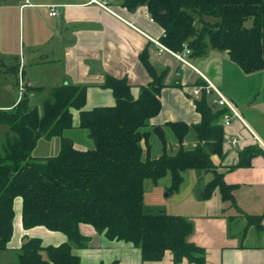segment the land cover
I'll return each instance as SVG.
<instances>
[{"label": "trees", "instance_id": "trees-1", "mask_svg": "<svg viewBox=\"0 0 264 264\" xmlns=\"http://www.w3.org/2000/svg\"><path fill=\"white\" fill-rule=\"evenodd\" d=\"M130 11L146 7L151 18L164 29L161 43L175 53L191 50V58H201L210 49L226 52L247 75L264 70V0H123ZM152 82L142 86L138 99L126 78L107 76L104 87L113 91L116 104L86 109L87 87L67 84L52 89L42 111L31 107L25 93L12 110L0 109V126L7 128L0 139V252L9 248L14 233L15 200L22 198L23 227L43 226L64 233L68 242L44 247L30 239L16 252L14 264H81L73 253L88 247L82 224L92 225L109 240L132 243L142 251L144 261H159L171 251L176 263L188 260L206 264V251L188 238L193 223L185 217L165 212L147 214L144 210L145 181L155 183L169 173V193L178 191L189 169L213 171L214 179L202 192L208 200L219 189L223 201L237 208L235 186L228 185L216 171L213 155L224 158V129L220 124L228 108L217 109L204 92L196 107L201 123L152 126L162 104L164 74H158L147 52L140 56ZM43 91L32 88V92ZM80 112V128L89 132L94 147L78 150L65 133L74 128L73 111ZM180 144L169 152L166 130ZM193 130L198 144L183 146ZM157 135L163 151L151 155L150 138ZM61 138L57 156H33L42 138ZM146 143V149L143 147ZM256 148L240 152L236 168L248 167ZM239 213L240 210H238ZM246 217L249 226L264 230L263 215ZM117 264V263H114Z\"/></svg>", "mask_w": 264, "mask_h": 264}, {"label": "crops", "instance_id": "crops-1", "mask_svg": "<svg viewBox=\"0 0 264 264\" xmlns=\"http://www.w3.org/2000/svg\"><path fill=\"white\" fill-rule=\"evenodd\" d=\"M102 1L105 8L90 0H0V109L12 110L18 105L24 95L20 91L22 84L27 86L25 92L30 99L36 94L32 88H49L52 94L57 86H86L87 110L115 106L113 91L104 87L107 76L126 78L138 99L141 87L152 82L140 58L147 52L156 72L165 76V87L160 93L162 108L151 125L184 123L192 127L202 121L196 103L204 92L214 108L223 109L214 90L202 91L198 99L193 95L195 86L206 87L211 82L239 114L229 125L225 124L226 115L223 117L220 124L224 129V158L212 156L216 171L228 185L235 186L237 208L223 201L219 189L210 199H203L202 192L215 174L189 169L174 193L168 192L170 173L156 183L147 179L144 210L147 214L165 212L190 220L194 231L188 240L205 249L206 264H264V230L249 226L242 214L263 215L264 225V70L247 75L228 53L215 49L201 58L190 57L192 66L186 65L174 54L161 52L158 43L164 29L151 18L146 7L130 11L123 6V0L122 4ZM52 9L56 16L51 15ZM73 115L74 128L67 131V137L74 141L76 149H91L90 142L78 143L69 136L81 130L80 112L74 110ZM0 131L4 136L7 128L0 126ZM166 134L169 152L173 154L180 144L172 131L167 129ZM86 136L89 137L88 131ZM234 138L238 140L236 145L232 143ZM150 144L152 157L159 158L163 151L159 137L152 135ZM197 144L192 130L183 146L191 150ZM143 147L146 149L145 142ZM247 148H256L259 154L252 157L248 167L236 168L240 152ZM14 209L13 237L9 249L0 253L15 254L26 237L41 240L44 247L68 242L64 233L43 226L26 230L22 198L15 200ZM80 230L89 238L87 248L73 244V253L81 264H194L186 259L176 263L171 251L159 261H144L141 249L132 243L109 240L92 225L82 224Z\"/></svg>", "mask_w": 264, "mask_h": 264}, {"label": "rangeland", "instance_id": "rangeland-1", "mask_svg": "<svg viewBox=\"0 0 264 264\" xmlns=\"http://www.w3.org/2000/svg\"><path fill=\"white\" fill-rule=\"evenodd\" d=\"M115 3L122 4V0H115ZM17 40L19 41V44L23 46V39L19 36V34H16ZM27 46V42H26ZM34 56L32 55V58ZM25 91L27 90V86L24 84ZM26 93V92H25ZM24 93V95H25ZM52 96L51 90L49 88L43 89V91L34 94V96L30 99L31 106L37 107L40 111H42L43 103L50 99ZM86 130L81 129L80 131H76L71 133L69 136H72L74 139L78 141V143L87 144L90 142L91 148L94 147L93 141L86 136ZM69 132H66V136H68ZM0 139L3 140V132L0 131ZM61 151V138L59 137H53L51 139L42 138L38 141V144L36 148L34 149L33 156L38 158H46V157H54L57 156ZM28 240L29 238H25L24 241ZM16 262V253L12 254L10 252L7 253H0V263L1 264H14Z\"/></svg>", "mask_w": 264, "mask_h": 264}, {"label": "built area", "instance_id": "built-area-1", "mask_svg": "<svg viewBox=\"0 0 264 264\" xmlns=\"http://www.w3.org/2000/svg\"><path fill=\"white\" fill-rule=\"evenodd\" d=\"M90 2L92 3H95L99 6H102V7H106V3L102 0H90ZM52 16H56L57 13L54 9H52V13H51ZM159 47H160V50L161 52L163 51H168L172 54H174L181 62H183L184 64L186 65H189V66H192L189 58H190V55H191V50L189 48H185L184 52L182 53H175L171 50H169L166 46H164L162 43H158ZM209 85H207L206 87H194L193 88V95L198 99L200 96H201V93L202 91H208L210 92L211 90H214L217 95L219 96V101H218V105L223 107V108H228L229 110V114H227L225 116V124L226 125H229L232 118L233 117H239V114L236 112L235 108L233 107V105L230 103V101L228 99H226L215 87L214 85L211 83V82H208ZM20 91H21V96L25 93V88H24V85L22 84L21 85V88H20ZM232 143L234 145H236L238 143V140L236 138L233 139Z\"/></svg>", "mask_w": 264, "mask_h": 264}, {"label": "water", "instance_id": "water-1", "mask_svg": "<svg viewBox=\"0 0 264 264\" xmlns=\"http://www.w3.org/2000/svg\"><path fill=\"white\" fill-rule=\"evenodd\" d=\"M28 242H29L28 240H25V241H24V245L27 244Z\"/></svg>", "mask_w": 264, "mask_h": 264}]
</instances>
